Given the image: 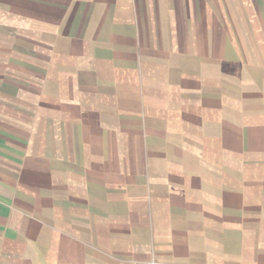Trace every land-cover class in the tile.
Wrapping results in <instances>:
<instances>
[{
    "label": "crops",
    "instance_id": "obj_1",
    "mask_svg": "<svg viewBox=\"0 0 264 264\" xmlns=\"http://www.w3.org/2000/svg\"><path fill=\"white\" fill-rule=\"evenodd\" d=\"M0 264H264V0H0Z\"/></svg>",
    "mask_w": 264,
    "mask_h": 264
}]
</instances>
